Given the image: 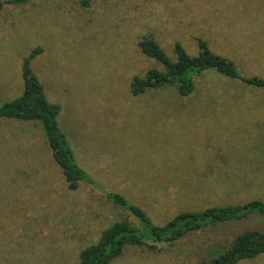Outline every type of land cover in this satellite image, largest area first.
<instances>
[{
  "label": "rangeland",
  "instance_id": "rangeland-1",
  "mask_svg": "<svg viewBox=\"0 0 264 264\" xmlns=\"http://www.w3.org/2000/svg\"><path fill=\"white\" fill-rule=\"evenodd\" d=\"M4 1L0 105L22 93L23 58L41 48L31 68L60 106L58 125L96 187L68 189L39 122L1 118L0 264H75L105 227L135 222L105 192L158 225L182 211L264 202V87L208 69L186 96L176 86L130 92L133 76L161 68L139 49L143 36L172 59L175 42L197 55L202 40L241 77H264V0ZM218 107L256 112L210 111ZM246 228L264 230V217L155 251L127 246L110 264H198L208 247ZM237 264H264V254Z\"/></svg>",
  "mask_w": 264,
  "mask_h": 264
},
{
  "label": "trees",
  "instance_id": "trees-1",
  "mask_svg": "<svg viewBox=\"0 0 264 264\" xmlns=\"http://www.w3.org/2000/svg\"><path fill=\"white\" fill-rule=\"evenodd\" d=\"M24 2L25 0H10ZM4 0H0V11ZM197 55L186 52L181 43L175 42V59L169 57L151 36H143L138 47L148 58L161 65V68H149L144 75H135L130 81V92L137 96L148 89L176 86L181 96L193 92L194 75L204 70L214 69L226 77L240 79L247 84L264 87V77H241L235 64L229 58L213 52L206 42L197 41ZM41 52L35 47L23 58L22 93L0 105V119L10 118L40 123L55 163L61 169L69 190H75L87 183L96 187L74 160L72 149L61 131L57 117L60 106L48 101L43 86L31 68L32 59ZM107 199L115 206L126 210L135 219H122L105 227L97 241L83 247L75 264H110L119 257L127 246L158 250V245H172L175 242L198 231L213 229L217 231L227 225L243 221L250 217H264V202L250 200L242 204H227L206 207L202 210L182 211L169 221L158 225L152 223L147 213L138 205L130 203L119 193L105 192ZM227 244H217L206 249V256L198 264H237L244 259H253L264 254V230L246 228L234 232Z\"/></svg>",
  "mask_w": 264,
  "mask_h": 264
},
{
  "label": "crops",
  "instance_id": "crops-1",
  "mask_svg": "<svg viewBox=\"0 0 264 264\" xmlns=\"http://www.w3.org/2000/svg\"><path fill=\"white\" fill-rule=\"evenodd\" d=\"M256 108H251V107H241V108H236V107H218L217 109H213L210 111L222 114V113H226V114H230V113H234L237 111H249V113H253L256 112L255 111ZM263 113V112H260ZM234 119V118H233ZM264 119V118H263ZM227 121H231L232 119H226ZM232 122H237V121H232ZM230 122V123H232Z\"/></svg>",
  "mask_w": 264,
  "mask_h": 264
}]
</instances>
